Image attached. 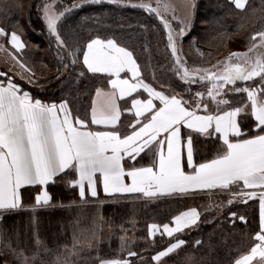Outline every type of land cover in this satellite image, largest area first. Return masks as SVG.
I'll return each mask as SVG.
<instances>
[{"label": "snow or ice", "instance_id": "snow-or-ice-1", "mask_svg": "<svg viewBox=\"0 0 264 264\" xmlns=\"http://www.w3.org/2000/svg\"><path fill=\"white\" fill-rule=\"evenodd\" d=\"M81 2L100 4L104 0ZM107 2L140 8L160 21L171 56L167 68L179 83L171 77L157 83L155 73L152 81H147L144 66L134 51L114 36L97 35L84 44L74 41L70 45L60 33V22L81 4L61 6L58 0H43L36 10L50 43L54 39L56 45V71L62 75L71 69L68 76L76 81L75 85L71 79L61 83L78 88L81 78H87L94 88V94L88 92L90 119L87 114L79 115L78 109L74 111L72 100L61 97L59 102H46L24 90L6 72H0L4 78L0 79V219L25 207L21 191L25 186H40L32 205L35 211L51 204L47 186L65 179L70 187L79 190L82 202L89 196L97 198L100 186L113 199H143L146 203L183 200L215 191L227 199L218 204L210 199L205 206L208 210L258 200V230L249 249L238 250L230 264H264V27L254 28L245 37L244 51H230L215 64L190 66L177 38L182 41L189 33L197 0H180L178 5L156 0L155 6L150 0ZM20 7L21 2L9 4L0 0V13L4 15H11ZM228 8L229 14L241 21H246L250 13H259L258 18L264 20V0L259 8L249 0H228ZM178 9L183 15L178 14ZM21 31L18 21L12 24L11 31L0 26V40L4 41L0 52L7 51L5 43L10 45L15 53L8 52V56L29 72L21 78L33 87H42L23 62L26 45ZM232 35L227 30L221 33L225 40ZM195 44L194 39L192 46ZM197 53L204 55L198 49ZM147 67H152L150 62ZM193 85L199 87L193 89ZM125 113L128 125L122 132ZM247 121H251L248 130L244 128ZM213 138L219 142L213 145V158L197 162L200 148ZM142 154L150 157L148 165L126 163L125 158L135 162L138 157L143 159ZM228 215L246 222L244 215L231 208ZM211 222L202 220L197 207H187L171 215L167 222L149 223L146 240L152 245L156 244L157 235L161 240L168 238L150 254L149 264H168L171 254L188 244L183 239L186 231ZM99 227L102 225L93 220L89 228L74 230L72 244L63 245L64 251L58 250L60 245L50 248L38 235L33 246H24L15 230L0 227V264H77L72 257L79 259L82 251L99 245ZM121 231L125 235L120 236V251L126 255L110 259L97 256L98 264H136L132 257H139L144 264L143 257L130 247L134 241L123 225ZM202 244L201 239L193 242L194 247ZM48 253L54 255L51 262L45 258ZM184 264H196L195 256H186Z\"/></svg>", "mask_w": 264, "mask_h": 264}, {"label": "trees", "instance_id": "trees-1", "mask_svg": "<svg viewBox=\"0 0 264 264\" xmlns=\"http://www.w3.org/2000/svg\"><path fill=\"white\" fill-rule=\"evenodd\" d=\"M24 1L28 2L27 8L22 13V7L11 15L0 13V26L11 31L12 24L19 22L22 27L20 32L26 47L23 50V62L35 73L36 81L42 87H33L26 79L21 78L17 71L12 72V79L24 90L30 91L37 98L46 102H59L61 97L72 100L74 111L79 110V115L89 117L91 99L88 92L94 94L87 78H81L78 88L69 87L67 83L71 78L68 72L58 74L56 69L59 65L58 53L54 39L50 43V37L46 26L37 13L36 6L43 3V0H7L9 4H16ZM80 3L81 6L75 8L66 15L60 22V33L62 37L71 45L74 41L86 43L89 37L99 35L114 36L122 44L134 51L138 62L144 66V76L147 81H152L155 73L156 82H167L169 77L179 83L178 78L172 75L167 65L171 62L170 52L166 49L167 34L163 25L154 15H150L140 8L131 6H120L108 3L107 0L100 4L82 3L81 0H58L61 6H71L73 3ZM253 7L259 8L261 0H249ZM31 14L29 15V6ZM197 9L189 33L182 41L178 39L184 58L190 66L215 64L219 58H225L230 51H244L246 40L251 31L264 27V20L259 19V13L249 14L246 21H241L235 14H229L228 0H197ZM154 6V5H153ZM207 11V16L203 12ZM218 21V23H217ZM175 24L176 22L173 21ZM240 25H243L240 27ZM225 30L231 32V39H223L221 33ZM35 48H31L32 40H37ZM196 40L195 47L192 41ZM145 47L148 51H145ZM237 47V50H231ZM201 48V49H200ZM197 49L204 55L201 57ZM12 52V51H11ZM19 55V54H17ZM1 54V58H2ZM82 58V55H81ZM82 62V61H81ZM151 63L152 67L147 65ZM161 65L165 67L162 68ZM25 72L24 77L29 75ZM79 69L73 72L76 76ZM86 71V70H85ZM2 72H6L2 70ZM11 76V72H6ZM59 75V79L57 76ZM91 76V74H88ZM38 77V78H37ZM0 79H4L3 77ZM73 85L76 81L71 79ZM193 89L199 85H193ZM181 91V88H177ZM69 92L71 94L69 95ZM128 116L124 114L121 123V131H126ZM251 121L244 122V128L248 130ZM203 141V138H200ZM218 141L210 140L200 148L197 155V162L204 159L213 158V145ZM143 155V154H142ZM127 164L137 163V166L148 165L150 157L143 155V159ZM40 186H28L22 188L23 201L25 207L14 214L5 215L0 219V227L15 230L19 235V240L24 246H33L36 235L44 241L50 248L61 247L59 251H64L63 245L69 247L72 244L73 231L77 228H89L93 222L99 227V235L102 238L99 245L91 250L81 252L77 264H98L97 256L103 259L115 258L126 253L120 251V236L125 235L121 231V225L127 230V236L134 241L130 247L143 257L144 264H149L150 254L155 249L162 247L166 241L161 240L157 235L156 244L152 245L147 241V225L149 223L167 222L171 215L178 214L179 211L187 207H197L201 212L202 220H212L211 223H201L200 228H193L190 232L183 234V239L188 241L177 253L171 254L168 264H184L186 256H195L196 264H230L231 260L239 251H247L252 243V237L258 230V200H249L247 204L237 203L226 206L223 210L213 208L208 210L210 199L215 203L226 200L225 194L217 192L200 193L195 197H186L183 200L161 199L157 201L145 202L141 200L113 199L112 197L101 195L98 190L97 198H87L81 201L78 189L70 187L66 179L50 183L47 190L52 197L51 204L47 207H37L32 210L35 204V196ZM99 201H104L102 204ZM229 208L246 217V222L238 218L233 219L228 215ZM134 220L135 223H129ZM196 239H201L203 244L198 247L193 246ZM49 262L54 259L52 253L45 257ZM136 264H141L139 257H132Z\"/></svg>", "mask_w": 264, "mask_h": 264}, {"label": "rangeland", "instance_id": "rangeland-1", "mask_svg": "<svg viewBox=\"0 0 264 264\" xmlns=\"http://www.w3.org/2000/svg\"><path fill=\"white\" fill-rule=\"evenodd\" d=\"M134 3H139L140 0H133ZM150 2L155 6V3H156V0H150ZM168 3H171L173 5H178L180 3V0H167ZM27 5H28V2L27 1H24V3L22 4V13L24 14V11L26 10L27 8ZM178 14L179 15H183V11L181 9H178L177 10ZM207 11L203 12V16H207ZM168 16L169 18H171V13H168ZM34 43L31 44V48H35L36 45L38 44V38L37 40L33 39L32 40ZM0 43H4L3 40H0ZM5 49L7 51H3V52H0V72H2V70L6 71V72H11V76L12 77V72H19L21 75L24 76L25 72L22 71V69L15 64L14 61L11 60V58L8 56V52H11V48L9 45H7L5 43ZM201 49V48H200ZM239 48L237 47H232L231 50H237ZM13 53H15L14 51H12ZM1 54L3 55L2 58H1ZM223 58H219L218 61H222ZM11 69V70H10ZM2 78V77H1ZM38 78V77H37ZM101 195H105V194H101ZM87 198H92L91 196L87 197ZM94 199V198H92ZM238 202H235V204H237Z\"/></svg>", "mask_w": 264, "mask_h": 264}, {"label": "crops", "instance_id": "crops-1", "mask_svg": "<svg viewBox=\"0 0 264 264\" xmlns=\"http://www.w3.org/2000/svg\"><path fill=\"white\" fill-rule=\"evenodd\" d=\"M9 46H10V45H9ZM10 48H11V46H10ZM11 50L15 52L14 49L11 48ZM81 61H82V58H81ZM145 95H146V94H145ZM157 103H158V102H157ZM129 106H130V101H129ZM125 115L128 116V113H125ZM122 118H123V117H122ZM89 119H90V111H89ZM92 127H93V128H96L97 126H94V125H93ZM125 160L128 161V162H132V161H130V160H127V158H125ZM25 187H28V186H25ZM25 187H24V188H25ZM99 189H101L102 194H105V193L103 192V188H102V186H100ZM78 192H79V190H78ZM213 192H214V191H213ZM203 193H208V192H203ZM182 211H183V210H182ZM258 220H259V202H258Z\"/></svg>", "mask_w": 264, "mask_h": 264}]
</instances>
